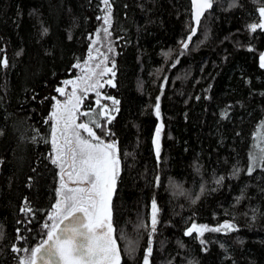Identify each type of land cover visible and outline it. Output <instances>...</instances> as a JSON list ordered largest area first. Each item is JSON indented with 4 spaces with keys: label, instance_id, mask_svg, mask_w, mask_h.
<instances>
[{
    "label": "trees",
    "instance_id": "obj_1",
    "mask_svg": "<svg viewBox=\"0 0 264 264\" xmlns=\"http://www.w3.org/2000/svg\"><path fill=\"white\" fill-rule=\"evenodd\" d=\"M108 3L115 50V86H108L119 101L109 135L120 158L112 211L121 264H141L153 199L152 264H264V163L247 172L252 154L264 148V29L250 28L263 19L264 0H215L187 50L190 0ZM104 5L0 0V264H16L47 237L59 189L52 98L88 57ZM157 97L159 158L152 143ZM192 223L235 230L185 235Z\"/></svg>",
    "mask_w": 264,
    "mask_h": 264
},
{
    "label": "snow or ice",
    "instance_id": "obj_2",
    "mask_svg": "<svg viewBox=\"0 0 264 264\" xmlns=\"http://www.w3.org/2000/svg\"><path fill=\"white\" fill-rule=\"evenodd\" d=\"M104 4L107 9L104 23L108 24L111 16L110 5L108 0H104ZM193 4L196 8L194 19L199 24L203 11L212 7V0H193ZM259 13L264 18V6L259 9ZM250 28L253 31L257 28L264 29V19H261L258 24L250 25ZM107 31L105 28L104 32L107 33ZM192 32L194 34L195 29H192ZM182 46L187 49L188 43L182 42ZM260 60L261 67H264V54L261 55ZM2 62L5 66L7 65L6 59ZM114 67L113 63L112 68L105 67L99 73L95 69L88 68L86 74L78 77L77 80L64 81L65 85L73 86L70 95L66 93L64 87L56 88L57 93L68 97L64 103L53 97L55 103L50 112V120L53 122L51 162L60 170V188L57 190L59 198L49 217L52 220L51 226L45 225L48 229L47 239L42 240L35 248L24 249L23 251L30 252V255L21 257L19 264H38V261L42 264H119L120 262L117 241L114 237L112 212V197L120 172L117 146L115 142L105 143L96 135L94 128H100L101 125L94 120L76 123L81 102L77 91L81 90L86 94L89 90L102 87L100 81L94 78L103 77L107 73L115 76ZM96 68H100V64H97ZM107 83L115 86L111 80ZM99 95L97 92L98 97ZM107 99H112L115 105L119 104V101L112 97ZM115 110L118 111V109ZM155 114L160 116L159 97L155 105ZM81 115L88 116L89 112L81 113ZM100 115L106 117L109 123L114 118L106 105L103 106ZM162 128L161 123L155 130L154 144L157 157L160 155ZM82 132L86 133V137L82 135ZM258 161L264 163V148L260 149L259 155L252 154L251 164L247 169L249 174L258 166ZM220 180H223V177ZM157 183H159V177H157ZM25 210L31 211V209H22V211ZM158 211L156 200L153 199L151 202L153 233L156 231ZM221 229L235 230V225L225 223L219 228H209L207 225L198 226L192 223L185 235L190 236L195 232L202 237L206 231H221ZM201 243L204 241L201 240ZM148 244L143 264H149L152 253L151 239ZM13 251H21V249L14 248Z\"/></svg>",
    "mask_w": 264,
    "mask_h": 264
},
{
    "label": "rangeland",
    "instance_id": "obj_3",
    "mask_svg": "<svg viewBox=\"0 0 264 264\" xmlns=\"http://www.w3.org/2000/svg\"><path fill=\"white\" fill-rule=\"evenodd\" d=\"M104 9L106 10V13H107V9H106L105 5H104ZM106 13H104L103 19H104ZM105 28H107V30H108L107 33L104 32ZM113 63H115V50H114L112 34H111V31H110V22L108 24H105L104 20H103V23H101L99 25V27L97 28V30L94 32V35H93V38H92V46L90 48V52L88 54V57L86 58V60L77 63L76 65H79V67H75V72H74L75 75L73 77H71L70 79H66L64 81L77 80L78 77H81L82 75L86 74L88 68L95 69V71L97 73H99L105 67L112 68ZM97 64H100V68H96ZM113 70H114V68H113ZM112 78H113L112 73H107L103 77L96 76L94 78V80H99L100 83L103 85L102 87H98V88L95 89L97 92L100 91L99 92V94H100L99 97L96 95L97 99H99V100L102 99L103 94L101 93V91L103 90L104 85H106V84H107V86L109 85V83H107V81H109V80L112 81ZM63 82L58 87H60V86L64 87L66 93L68 95H70L71 92H72V87L73 86L72 85H65ZM78 91H79L78 96H80V98H81L82 97L81 90H78ZM88 92L91 93V92H94V91L93 90H89V91H87V93ZM87 93L85 95H87ZM58 97H59V94L57 95L56 99ZM67 98H68L67 95H64V98H62V99L58 98V99L59 100L61 99V103H64V102L67 101ZM92 99H94V98H92ZM89 100H91V99H87V101H85V102L81 101L80 104H79V108L81 110H83L81 108V106L83 105L85 107L86 104H89V102H88ZM79 113H81V112L78 111L77 114H79ZM77 117H78V115H77ZM84 118H85L84 115L81 116V119H84ZM162 134H163V128H162L161 135H160V142H161ZM154 139H155V136H154ZM160 147H161V145H160ZM52 155H53V153H52ZM65 180H67L66 177H65ZM70 186H72V185H70ZM59 188H60V170H59ZM53 211H54V208H53L51 214L49 215V217L52 215ZM50 223L52 224V220H50ZM51 224H50V226H51ZM126 240H127V238H126ZM29 255H30V253L26 252L24 255H21V257H27ZM149 259L151 260V256L149 257ZM16 264H19V262H17ZM151 264H152V261H151Z\"/></svg>",
    "mask_w": 264,
    "mask_h": 264
},
{
    "label": "bare ground",
    "instance_id": "obj_4",
    "mask_svg": "<svg viewBox=\"0 0 264 264\" xmlns=\"http://www.w3.org/2000/svg\"><path fill=\"white\" fill-rule=\"evenodd\" d=\"M102 23H103V21H102ZM189 37V36H188ZM181 47L183 48V46L181 45ZM184 49V48H183ZM188 49V48H187ZM187 49H184V50H187ZM60 87H62V86H60ZM109 88H110V86H107V84L106 85H104V88H103V90L101 91V93L103 94V96H102V99L101 100H99V99H97V91L96 90H93L94 92H91V96H95V101L97 102V100H99L100 102H99V104L97 105V115H95V118H93V120L96 122V123H99L100 125H101V127L99 128V133H103V134H105V135H107V136H109L110 135V132H111V129H110V123L108 122V120H107V118L106 117H104V116H101L100 115V112H101V110H102V108H103V106H107V109H108V111H109V113H110V115L112 116V117H115V115H116V113H117V111L115 110V109H118V105H115V104H113V101H112V99H107V97H112V98H114L115 100H117V98L113 95H111V93H110V90H109ZM98 92H100V91H98ZM90 94V93H89ZM62 98H64V95H62ZM118 101V100H117ZM91 103H92V101H91ZM86 107H87V105H86ZM81 108H83V105L81 106ZM79 110H80V108H79ZM159 118V122H158V125H157V127L162 123L163 124V121H162V117H161V113H160V116L158 117ZM114 119V118H113ZM112 119V120H113ZM111 120V121H112ZM156 127V128H157ZM154 136H155V132H154ZM154 136H153V138H152V143H153V147L155 148V144H154ZM110 137V136H109ZM162 138H163V134H162V136H161V147H160V154H161V150H162ZM154 152H155V149H154ZM155 154H156V152H155ZM118 156H119V154H118ZM157 156V155H156ZM159 157H160V155H159ZM158 157V158H159ZM120 159V158H119ZM143 228L146 230L145 232H147L148 234H149V238H151V244L153 243V237H154V235H153V232L151 231V218H150V225L149 224H144V226H143ZM47 238V237H46ZM45 238V239H46ZM116 241H117V246H118V250H120V252L123 254L124 253V249H123V247H121V244H120V242H119V240L116 238ZM124 255V254H123ZM143 260H144V256L142 257V261H141V264H143Z\"/></svg>",
    "mask_w": 264,
    "mask_h": 264
},
{
    "label": "flooded vegetation",
    "instance_id": "obj_5",
    "mask_svg": "<svg viewBox=\"0 0 264 264\" xmlns=\"http://www.w3.org/2000/svg\"><path fill=\"white\" fill-rule=\"evenodd\" d=\"M71 78V77H70ZM69 78V79H70ZM78 93H79V91H77V96H78ZM59 94V93H58ZM81 94H82V97H81V101H87V99H91V100H89L88 102H89V104H86L87 105V107L85 106H83V110H79L78 109V111L79 112H81V113H84V112H89V115L88 116H85V118L84 119H81V116H83V115H81V113H79V114H77L78 115V117H77V120H76V123L77 124H79V123H83V122H89V121H92L93 120V118H95V115H97V102L95 101V96H91V93L89 94V92L87 93V95H85V94H83V92L81 91ZM94 98V99H92V98ZM58 98H61L62 99V95L61 94H59V97ZM57 98V99H58ZM61 99L59 100V101H61ZM91 101H92V103H91ZM91 126V125H90ZM94 131L96 132V135L98 136V137H100V139L101 140H103L105 143H111V141L109 140V136H107V135H105V134H103L102 132L101 133H99V128H94ZM82 135H84L85 137H86V133H83L82 132ZM118 179V178H117ZM117 182H118V180L116 181V187H117ZM115 191H116V189H115ZM114 195H115V192L113 193V197H112V202H113V198H114ZM113 212V211H112ZM113 224H114V227H115V231H114V235L116 234V226H115V222H114V215H113ZM117 236V235H116ZM119 255H120V262H119V264H121V262L123 261V254L120 252V250H119Z\"/></svg>",
    "mask_w": 264,
    "mask_h": 264
},
{
    "label": "water",
    "instance_id": "obj_6",
    "mask_svg": "<svg viewBox=\"0 0 264 264\" xmlns=\"http://www.w3.org/2000/svg\"><path fill=\"white\" fill-rule=\"evenodd\" d=\"M214 1H215V0H212V7H213V5H214ZM190 2H191V15H192V23H193V25H192V29H195V33L193 34L192 29H191V31H190V33H189V37H191V39L189 40V37H188V41H187V43H188V47L190 46V44H191L193 38H194V37L197 35V33L199 32V29H200L201 22H202L203 18H204L205 15H206V14L212 9V7H211V8H207V9H205V10L203 11V14L200 16L199 24H197L196 21H195V19H194L196 8H195V6H194V4H193V0H190ZM188 47H187V48H188ZM46 239H47V238H46ZM37 246H38V245H37ZM37 246H36V247H37ZM38 264H42V262L38 261ZM149 264H150V261H149Z\"/></svg>",
    "mask_w": 264,
    "mask_h": 264
}]
</instances>
